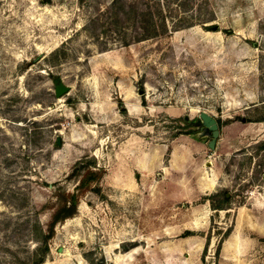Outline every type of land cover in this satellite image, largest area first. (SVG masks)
<instances>
[{
    "label": "rangeland",
    "instance_id": "obj_1",
    "mask_svg": "<svg viewBox=\"0 0 264 264\" xmlns=\"http://www.w3.org/2000/svg\"><path fill=\"white\" fill-rule=\"evenodd\" d=\"M114 1L0 0V264H264V0Z\"/></svg>",
    "mask_w": 264,
    "mask_h": 264
},
{
    "label": "trees",
    "instance_id": "obj_2",
    "mask_svg": "<svg viewBox=\"0 0 264 264\" xmlns=\"http://www.w3.org/2000/svg\"><path fill=\"white\" fill-rule=\"evenodd\" d=\"M113 6L114 7L115 6L116 7L120 6V8H121L122 6H124V2L122 0H115L114 3H113ZM142 16L146 17V14H143ZM147 16H149V19H150L151 22H150V24H148V25L146 24L145 27L142 28L143 29V34H142L141 37L137 38L136 41H142V40L150 39L152 37H155L158 34V32L156 30L157 26L154 23V16L153 15H149V14H147ZM226 33H228V31ZM124 45H128V43L125 42ZM123 111L125 113V110H123ZM217 121H218L220 129L223 126V124L227 125V124L232 122L231 120H228V121H225V122H222L221 120H217ZM258 147L261 150H264V142L260 143ZM97 178H98L97 174L94 173V172H91V173L88 174V176L86 177V179L82 183H83V185L84 184L87 185L88 183H91V182L95 181ZM213 197L214 196H209L208 200L213 201ZM229 201H230V197H228L227 193L223 194V201H222L223 202V206H219L218 208H215V209H221V210L229 209L228 207H226V205H224V203H227ZM76 209H77L76 197L72 196L71 199H70V203L63 205L60 208V210H58V212L55 213V215H54V217L52 219L51 225H50V232H49L48 236H46V239L52 237L55 225L58 222L64 221V220L72 217L75 214ZM46 241H45V248H44L45 255H46V253L49 252V248H48V245L46 244Z\"/></svg>",
    "mask_w": 264,
    "mask_h": 264
},
{
    "label": "water",
    "instance_id": "obj_3",
    "mask_svg": "<svg viewBox=\"0 0 264 264\" xmlns=\"http://www.w3.org/2000/svg\"><path fill=\"white\" fill-rule=\"evenodd\" d=\"M216 30V28H214ZM69 92V87L65 86L62 82H56V96L57 98L62 97L63 95ZM199 125L200 131L206 132V135L210 138V142L208 144L211 150L216 149L218 140L220 138V127L218 121L212 115L202 112L199 115ZM58 145H60V139L58 138Z\"/></svg>",
    "mask_w": 264,
    "mask_h": 264
},
{
    "label": "crops",
    "instance_id": "obj_4",
    "mask_svg": "<svg viewBox=\"0 0 264 264\" xmlns=\"http://www.w3.org/2000/svg\"><path fill=\"white\" fill-rule=\"evenodd\" d=\"M131 154L133 156L132 171L137 172L141 175H147L151 170L152 162H153L151 153L143 152L138 154L136 152H132ZM114 185L125 186L126 182L123 181L121 178H115Z\"/></svg>",
    "mask_w": 264,
    "mask_h": 264
}]
</instances>
